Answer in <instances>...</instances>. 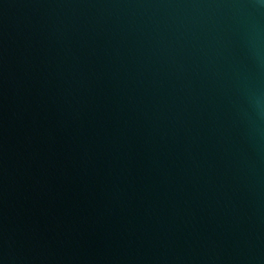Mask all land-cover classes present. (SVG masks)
Here are the masks:
<instances>
[{"label": "water", "instance_id": "water-1", "mask_svg": "<svg viewBox=\"0 0 264 264\" xmlns=\"http://www.w3.org/2000/svg\"><path fill=\"white\" fill-rule=\"evenodd\" d=\"M0 264H264V0H0Z\"/></svg>", "mask_w": 264, "mask_h": 264}]
</instances>
